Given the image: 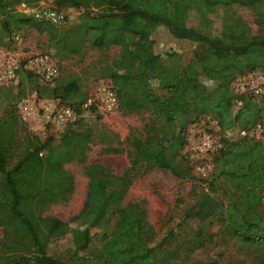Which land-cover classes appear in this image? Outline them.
<instances>
[{
	"label": "trees",
	"instance_id": "1",
	"mask_svg": "<svg viewBox=\"0 0 264 264\" xmlns=\"http://www.w3.org/2000/svg\"><path fill=\"white\" fill-rule=\"evenodd\" d=\"M39 1L0 0L1 29L9 31L10 25L28 24L66 54L78 53L85 46H118V57L100 76L111 82L122 110H146L151 117L143 137L128 138L131 155L121 173H112L100 163L84 166L87 181L81 207L62 221L41 215L38 208L71 194L72 176L63 164L84 160L93 142L92 131L88 126L77 129L68 125L40 139L19 126L9 104L0 117V264H175L169 262V256L176 252L162 249L172 231L154 242V230L141 206L133 201L120 203L140 169L155 167L177 178L191 177L176 156L184 147L187 125L205 115L214 117L220 142L210 154L214 175L208 185H213L214 178H223L239 191L242 209L238 203L229 202L219 213L217 200L207 191L199 192L184 210L183 220L205 222L217 217L227 239L264 252V213L259 210L264 189V144L237 136L264 113V96L258 105L251 98L237 97L230 88L237 74L264 62V33L251 34L242 20L226 22L218 13L233 6L245 7L261 24L264 0H51L59 10L78 11L69 26L33 20L15 8L21 3L34 6ZM158 27H165L174 39L200 45L203 57L190 59L182 67L166 64L162 56L172 54L156 50L153 35ZM200 72L215 80L211 89L200 83ZM23 73L33 80L37 97L57 99L72 107L77 114L74 124L92 118V106L81 108L88 94L78 93L75 79L39 84L34 75ZM151 80L157 81L164 95L152 92ZM22 95L17 91L12 97ZM235 101H239L238 107L233 106ZM17 140L21 150L9 164ZM106 150L120 151L114 147ZM112 214L116 215L113 228L101 234L97 252H88L96 225ZM201 244L202 240L186 242L190 249ZM53 245L65 253V259L52 250ZM260 264H264V256Z\"/></svg>",
	"mask_w": 264,
	"mask_h": 264
},
{
	"label": "rangeland",
	"instance_id": "2",
	"mask_svg": "<svg viewBox=\"0 0 264 264\" xmlns=\"http://www.w3.org/2000/svg\"><path fill=\"white\" fill-rule=\"evenodd\" d=\"M18 8V5L15 7ZM67 18L64 26H69L75 20L78 13L73 8L62 10ZM219 15L226 22L232 19H240L248 26L251 34L264 33V21L261 24L255 22L256 14L245 7L233 6L226 11H219ZM2 15L0 14V49L2 51L13 52L20 59L34 53L50 54L57 63L58 76L53 82H66L74 80L78 84V93L88 94L95 82L105 79L100 74L118 57V46L107 45L99 49L83 47L75 54H66L59 45L51 46L44 33L36 32L28 24H20L19 27L10 25V30L1 29ZM10 32L19 35L18 43H15L8 36ZM155 48L161 54H172L162 56L166 64L174 63L184 66L190 59L203 57V50L200 45H191L186 40L172 38L165 27H158L153 35ZM20 85L18 86V82ZM199 81L206 88L211 89L215 80L206 77L202 72ZM152 92L157 95H164V91L158 88L156 80L150 81ZM17 91L23 95L14 99L12 96ZM46 98L36 96L33 80L28 79L23 72H18L16 84L11 87H0V117L3 116L13 105L14 113L18 117L19 126L25 128L31 134L39 136L41 139L46 135H41L35 129V108ZM50 99V98H47ZM28 102L31 106L29 117H24L18 108L20 101ZM261 99L254 100L260 105ZM66 104V103H65ZM234 107L239 103L234 102ZM262 113V112H261ZM98 118H94L95 116ZM150 114L146 110L129 112L117 106L116 110L108 114H99L93 110L92 118L86 122L71 125L74 128L88 126L93 135V142L86 151L82 162H66L63 168L72 176L73 190L67 199L51 203L45 207L38 208L43 216L56 217L62 221L68 220L75 215L82 204L86 190L87 178L84 174V166L89 163H100L106 166L112 173H121L128 165L131 153L129 139L131 135L143 137L145 125L149 121ZM193 118V117H192ZM214 117L205 115L194 118L187 125L189 129L195 130L199 126H208ZM204 124V125H202ZM18 136L20 130L18 129ZM17 140L14 150L11 152L9 164H13L21 150V145ZM190 144L182 149L176 156L184 168L188 169L191 177L177 178L167 170L158 168H148L136 175L120 203L125 205L127 202H137L145 212L148 223L152 226L155 238L158 242L167 232L172 231L173 236L167 239L162 246L164 252L175 251L174 256H169V262L175 264H205L215 261L217 264H260L263 258L262 250L248 248L236 239H227L222 233L221 225L217 217H212L205 222H198L195 219L183 220L184 210L194 201L195 194L199 192H209L220 204L221 213L229 202H236L242 209L239 191L230 186L223 178H214L213 185H208L209 180L213 179L214 163L209 154H192L189 149ZM107 147H114L120 151H107ZM185 162H184V161ZM261 213H264V201L260 197ZM253 218L251 214L247 215ZM116 215L112 214L108 218L97 224L96 233H92L88 252L98 251L102 242L101 234H108L113 228ZM188 240H202V244L195 248L186 245ZM60 258L65 259V253L58 250L53 245Z\"/></svg>",
	"mask_w": 264,
	"mask_h": 264
},
{
	"label": "built area",
	"instance_id": "3",
	"mask_svg": "<svg viewBox=\"0 0 264 264\" xmlns=\"http://www.w3.org/2000/svg\"><path fill=\"white\" fill-rule=\"evenodd\" d=\"M16 10L24 13L33 20L48 22L55 26H64L66 16L62 10L55 8L51 0H40L34 6L19 4ZM10 40L18 43L19 35L11 32ZM18 72L34 75L39 84H52L58 76L56 60L47 53H34L20 59L13 52L0 49V87H11L16 84ZM232 92L237 96L261 99L264 96V62L260 65L237 74L231 84ZM238 102L239 101H235ZM93 107L99 114H108L116 110L117 98L108 79L98 80L88 93L87 99L81 104L82 109ZM18 108L24 117H29L31 106L22 100ZM35 129L41 135L61 132L68 125H73L77 114L72 107L57 99H44L35 108ZM204 125V124H202ZM238 137H250L264 144V113L246 129L238 131ZM39 137V136H38ZM40 138V137H39ZM41 139V138H40ZM190 144L192 154H212L219 147V131L215 121L208 126H199L195 130L189 129L185 135L184 149ZM264 201V189L261 192Z\"/></svg>",
	"mask_w": 264,
	"mask_h": 264
}]
</instances>
